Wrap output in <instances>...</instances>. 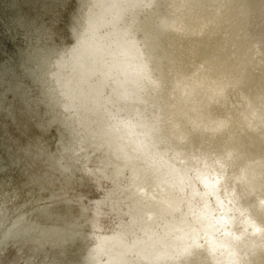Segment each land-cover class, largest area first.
I'll return each mask as SVG.
<instances>
[{
    "label": "clouds",
    "instance_id": "9594fccd",
    "mask_svg": "<svg viewBox=\"0 0 264 264\" xmlns=\"http://www.w3.org/2000/svg\"><path fill=\"white\" fill-rule=\"evenodd\" d=\"M52 3L0 63V264H264V0Z\"/></svg>",
    "mask_w": 264,
    "mask_h": 264
},
{
    "label": "water",
    "instance_id": "95a60500",
    "mask_svg": "<svg viewBox=\"0 0 264 264\" xmlns=\"http://www.w3.org/2000/svg\"><path fill=\"white\" fill-rule=\"evenodd\" d=\"M58 10L52 0H0V63L16 55L30 21Z\"/></svg>",
    "mask_w": 264,
    "mask_h": 264
}]
</instances>
